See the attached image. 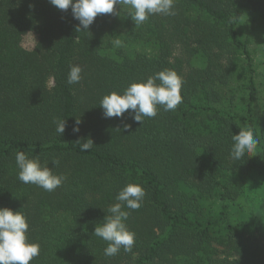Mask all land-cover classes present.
<instances>
[{
  "label": "trees",
  "instance_id": "obj_1",
  "mask_svg": "<svg viewBox=\"0 0 264 264\" xmlns=\"http://www.w3.org/2000/svg\"><path fill=\"white\" fill-rule=\"evenodd\" d=\"M175 11L140 26L100 14L85 32L49 0H0V207L26 214L40 244L30 264H264V0H175ZM72 64L83 78L69 85ZM166 68L183 79L174 111L104 118V95ZM243 126L258 144L233 161ZM20 150L67 180L51 192L19 182ZM133 181L146 189L141 208L125 209L135 243L107 257L94 229Z\"/></svg>",
  "mask_w": 264,
  "mask_h": 264
},
{
  "label": "clouds",
  "instance_id": "obj_2",
  "mask_svg": "<svg viewBox=\"0 0 264 264\" xmlns=\"http://www.w3.org/2000/svg\"><path fill=\"white\" fill-rule=\"evenodd\" d=\"M57 9H71L73 19L79 21L78 31L88 32L95 18L100 14H112L120 17L123 12L130 17L135 26L142 25L154 14L174 16L175 0H49ZM118 6V8H117ZM238 16L233 17L236 22ZM114 47H122L123 41L116 36L112 41ZM83 68L79 64L70 65L67 83L77 84L82 80ZM159 81V83H157ZM183 79L173 69H163L144 80L131 82L122 92L112 91L104 95L99 103L104 118H122L127 112L133 121L143 124L144 119L157 115L158 108L174 111L182 103L181 89ZM56 132L63 135L66 119L55 118ZM80 118H76L73 133H79ZM128 128V124H124ZM238 134L231 135L230 158L239 161L248 153L256 150L258 140L254 130L249 126L239 127ZM77 142L80 151L87 152L94 146L92 139ZM18 168L17 179L23 184H32L51 192L66 180V174H56L49 168L47 161L41 162L38 155L29 157L24 151L15 153ZM54 167L59 160L52 161ZM146 189L138 182H128L115 196V203L110 204L102 222L98 223L93 235L107 242L104 255H117L121 248L131 252L135 243V232L126 224L130 215L125 209L137 210L142 207ZM29 224L24 212L0 207V264H30L39 255L40 244L29 240Z\"/></svg>",
  "mask_w": 264,
  "mask_h": 264
},
{
  "label": "rangeland",
  "instance_id": "obj_3",
  "mask_svg": "<svg viewBox=\"0 0 264 264\" xmlns=\"http://www.w3.org/2000/svg\"><path fill=\"white\" fill-rule=\"evenodd\" d=\"M36 43H37V35L35 33L29 32V33H26L23 36L21 45H22V47H24L27 50H32L34 48V46L36 45ZM257 58L264 61V51H262L261 53H259L257 55ZM51 85H52V81L50 80L49 86H51ZM249 194H250V198L251 199L252 198H255V200H256L257 199L256 198L257 195H258L259 198H261L260 197V191H258V189H255V193H249ZM250 203H251V205H253V203L256 205L257 202H255L253 200V203H252V201ZM236 216H237V214L234 213L233 217H236Z\"/></svg>",
  "mask_w": 264,
  "mask_h": 264
}]
</instances>
